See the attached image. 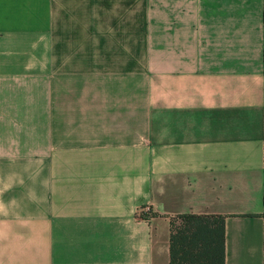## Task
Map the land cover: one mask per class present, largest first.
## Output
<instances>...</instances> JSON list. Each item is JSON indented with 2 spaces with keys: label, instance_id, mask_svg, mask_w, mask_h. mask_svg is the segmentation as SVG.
<instances>
[{
  "label": "crops",
  "instance_id": "0c3cea01",
  "mask_svg": "<svg viewBox=\"0 0 264 264\" xmlns=\"http://www.w3.org/2000/svg\"><path fill=\"white\" fill-rule=\"evenodd\" d=\"M184 213L264 264V0H0V264H168Z\"/></svg>",
  "mask_w": 264,
  "mask_h": 264
},
{
  "label": "trees",
  "instance_id": "16d2710c",
  "mask_svg": "<svg viewBox=\"0 0 264 264\" xmlns=\"http://www.w3.org/2000/svg\"><path fill=\"white\" fill-rule=\"evenodd\" d=\"M168 224V264H223L221 215L178 214Z\"/></svg>",
  "mask_w": 264,
  "mask_h": 264
},
{
  "label": "built area",
  "instance_id": "2783aa9c",
  "mask_svg": "<svg viewBox=\"0 0 264 264\" xmlns=\"http://www.w3.org/2000/svg\"><path fill=\"white\" fill-rule=\"evenodd\" d=\"M150 213V209L148 206H143V207H140L138 210H137V214L140 218L142 219H147V215Z\"/></svg>",
  "mask_w": 264,
  "mask_h": 264
},
{
  "label": "rangeland",
  "instance_id": "374dc122",
  "mask_svg": "<svg viewBox=\"0 0 264 264\" xmlns=\"http://www.w3.org/2000/svg\"><path fill=\"white\" fill-rule=\"evenodd\" d=\"M174 217H175V216H174ZM174 217H173V218H174ZM173 218H171V219H173Z\"/></svg>",
  "mask_w": 264,
  "mask_h": 264
}]
</instances>
